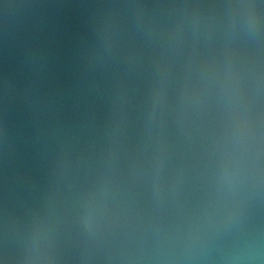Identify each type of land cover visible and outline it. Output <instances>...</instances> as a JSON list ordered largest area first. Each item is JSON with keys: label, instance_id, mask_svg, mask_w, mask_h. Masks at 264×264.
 <instances>
[{"label": "water", "instance_id": "95a60500", "mask_svg": "<svg viewBox=\"0 0 264 264\" xmlns=\"http://www.w3.org/2000/svg\"><path fill=\"white\" fill-rule=\"evenodd\" d=\"M0 264H264V0H0Z\"/></svg>", "mask_w": 264, "mask_h": 264}]
</instances>
